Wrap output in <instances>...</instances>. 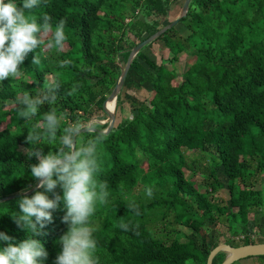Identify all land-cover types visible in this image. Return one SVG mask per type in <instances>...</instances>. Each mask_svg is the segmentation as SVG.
<instances>
[{"label":"trees","instance_id":"trees-1","mask_svg":"<svg viewBox=\"0 0 264 264\" xmlns=\"http://www.w3.org/2000/svg\"><path fill=\"white\" fill-rule=\"evenodd\" d=\"M180 1L185 0H47L40 7L38 13H47L53 24L66 20L68 40L60 52L43 50L47 59L39 67L31 65L30 53L24 76L0 85V198L36 183L28 165L38 161L24 154L32 121L16 118L15 95L36 94L48 74L59 71L63 85L57 101L42 111L51 107L68 118L106 119L104 102L121 75V61L127 63L136 44L175 19L164 23ZM179 23L188 34L182 35L176 25L133 59L118 95L115 124L100 149L98 178L108 183L110 196L92 217L99 264H207L212 248L223 243L218 233L223 221L234 235L224 243L264 242V236L250 232L251 211L264 206L257 188L264 172V0H191ZM160 40L172 61L184 52L195 56L180 76L144 52ZM63 59H72L74 66L57 69ZM73 83L80 84L79 91L68 95ZM127 104L130 116L124 114ZM48 150L45 146L44 152ZM186 151L210 157L203 190L194 175L187 176V170L196 169ZM140 186L143 191L135 195ZM146 187L153 189L151 198ZM220 191L227 193L225 203L214 197ZM19 198L0 203V231L16 242L27 234L4 213L18 211ZM130 200L139 206V216L128 210ZM170 210L175 224L188 227L185 239L158 236L151 226L150 216L162 212L166 219ZM64 214L61 203L36 237L49 253L45 264H53L60 251L56 241L67 227ZM121 220L138 227H114ZM238 235L243 236L240 243L234 239ZM225 256L220 252L213 264H221ZM253 257L264 264V255Z\"/></svg>","mask_w":264,"mask_h":264},{"label":"clouds","instance_id":"clouds-1","mask_svg":"<svg viewBox=\"0 0 264 264\" xmlns=\"http://www.w3.org/2000/svg\"><path fill=\"white\" fill-rule=\"evenodd\" d=\"M46 3L47 0H0V85L23 77V64L30 53H34L31 65L39 67L47 59L43 50L60 52L65 48L66 20L61 18L53 24L47 13L36 12ZM72 66V59L59 60L56 65L57 69ZM62 85L57 71L36 94L20 92L12 101L16 118L32 121L25 136V143L30 146L24 154L28 160L35 157L38 161L28 165L36 190L31 195L27 189L22 190L17 200L19 210L4 213H10L27 235L16 242L0 231V242H6V246H0V264H45L49 253L36 237L52 222L53 212L61 203L65 210L62 222L67 227L56 241L60 251L53 264H99L92 217L99 206L107 205L110 196L108 183L98 178L100 149L107 130L99 116L68 118L51 107L42 111L45 105L56 103ZM79 88V83H73L68 95L76 94ZM45 146L49 148L46 153ZM145 191L151 198L153 189L146 187ZM48 193L53 194L51 198ZM127 208L135 216L141 214L135 201H128ZM114 227L135 231L138 225L121 220Z\"/></svg>","mask_w":264,"mask_h":264},{"label":"rangeland","instance_id":"rangeland-1","mask_svg":"<svg viewBox=\"0 0 264 264\" xmlns=\"http://www.w3.org/2000/svg\"><path fill=\"white\" fill-rule=\"evenodd\" d=\"M184 1H180L178 5L173 8L170 18H168L164 23H168L173 18H176L179 16ZM40 8L36 10L38 13ZM141 18L142 15H139ZM177 30L182 34L186 35L188 34V31L186 30L185 26L182 23L177 24ZM47 50V49H46ZM144 52L154 61L157 63H165L166 66L170 68H174L177 72V74L180 76L184 68L192 64L195 61V56L190 53H182L179 56L178 60L172 61L171 53L166 49L165 44L162 40L158 41L157 43H154L152 46L147 47ZM121 65L125 67L126 63L121 61ZM24 76V75H23ZM53 75L48 74V78H51ZM137 94H139V91H136ZM108 106L111 105L108 103ZM125 115L130 116L131 115V108L127 104L125 106ZM104 123L107 122L106 119H103ZM186 156L188 159V163L192 165L194 161V167L195 172L191 170H187V176L190 178L194 175V178L199 184L200 187L203 190V185H201L204 177L203 169L206 165L210 162V157L203 153L195 152V151H186ZM257 188H260L262 190V193L264 194V172L261 174V178L259 180V184L257 185ZM205 189V188H204ZM143 191V186L138 187L134 190V194L137 195L140 192ZM215 199L222 200V202L225 203V200L227 199V193L225 191H220L217 194L214 195ZM174 210L167 211L166 219H162V212L155 213L152 216H150V223L151 226L154 228L158 236H165V234L169 233V237L171 239L175 237H181V239H185V235L189 232L188 227L184 225H177L174 223L173 219ZM97 223H94V226H97ZM208 229L205 227L204 232H206ZM250 232L254 237H263L264 236V206L262 209H254L251 211L250 214ZM218 233L221 235L220 242H224L228 238H233L234 235L232 233V230L229 229L228 224L223 221L218 226ZM236 242L240 243L243 239L242 235H238L234 238ZM264 240V237H263ZM256 259L253 258H244L241 260H238L235 262V264H256Z\"/></svg>","mask_w":264,"mask_h":264},{"label":"water","instance_id":"water-1","mask_svg":"<svg viewBox=\"0 0 264 264\" xmlns=\"http://www.w3.org/2000/svg\"><path fill=\"white\" fill-rule=\"evenodd\" d=\"M190 2H191V0H185L183 3V6H182L181 12H180L178 17H176L171 22H169L168 24L163 26L161 29L156 31L154 34L148 36L147 38L140 41L138 44H136L133 47V49L129 55L128 61L125 65V67H123L121 75H120L114 89L112 90L111 94L107 97V99L104 102V110L107 114L106 121L109 123L108 127L106 128L107 132H109L115 124L118 95L123 88L126 76L128 74V71L130 69V66H131L133 59L136 57V55L140 52V50L144 46H146L150 42L156 40L158 37H160L162 34H164L168 29L176 26L180 22V19L187 15V13L189 11ZM111 101H114L113 108H110L108 106V103ZM35 190H36L35 187L29 189L28 194L34 192ZM20 193L21 192L5 195V196L0 198V203L5 202V201L10 200V199L20 197ZM220 252L226 253V256H225V258L221 264H233L234 262L241 260V259H244V258H248L251 256L264 255V242L241 244L238 246H233L231 244L224 243V242L220 243L217 246H215L214 248H212V250L210 251L209 256H208V260H207V264H213V260H214L215 256L217 254H219Z\"/></svg>","mask_w":264,"mask_h":264},{"label":"bare ground","instance_id":"bare-ground-1","mask_svg":"<svg viewBox=\"0 0 264 264\" xmlns=\"http://www.w3.org/2000/svg\"><path fill=\"white\" fill-rule=\"evenodd\" d=\"M110 105H111V108H113V106H114V101H111V102H110Z\"/></svg>","mask_w":264,"mask_h":264}]
</instances>
